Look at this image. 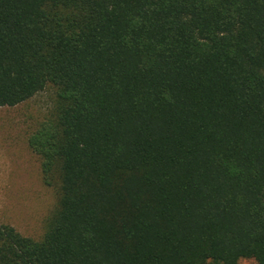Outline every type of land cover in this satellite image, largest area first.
Returning <instances> with one entry per match:
<instances>
[{
    "label": "trees",
    "instance_id": "1",
    "mask_svg": "<svg viewBox=\"0 0 264 264\" xmlns=\"http://www.w3.org/2000/svg\"><path fill=\"white\" fill-rule=\"evenodd\" d=\"M49 87L0 264H264V0H0V107Z\"/></svg>",
    "mask_w": 264,
    "mask_h": 264
},
{
    "label": "rangeland",
    "instance_id": "2",
    "mask_svg": "<svg viewBox=\"0 0 264 264\" xmlns=\"http://www.w3.org/2000/svg\"><path fill=\"white\" fill-rule=\"evenodd\" d=\"M53 88L14 107H0V223L40 239L55 208L57 190L43 179L41 159L28 139L49 116ZM239 264H255L243 259Z\"/></svg>",
    "mask_w": 264,
    "mask_h": 264
}]
</instances>
